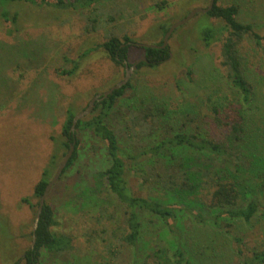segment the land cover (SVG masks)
I'll use <instances>...</instances> for the list:
<instances>
[{
	"label": "rangeland",
	"instance_id": "rangeland-1",
	"mask_svg": "<svg viewBox=\"0 0 264 264\" xmlns=\"http://www.w3.org/2000/svg\"><path fill=\"white\" fill-rule=\"evenodd\" d=\"M209 2L104 0L96 6V11H57L19 2L0 5V221H8L10 226V233L0 229V264H24L23 254L32 245L36 212L21 200L33 195L52 154L54 139L61 135L66 110L69 107L82 110L95 96L108 91L125 77L126 69L116 66L101 49L90 53L73 77L57 74V69L66 67L64 58L76 59L113 36L122 41L128 37L132 46L128 62L134 65L143 58V52L136 44L158 45L165 37L161 25L171 27L195 8L208 7ZM232 4L239 7L241 22L254 24L264 34V0H219L217 3L223 7ZM3 8L10 16H19L12 34L3 25ZM94 18H97L95 30L90 28ZM104 18L108 22H102ZM206 22L205 15L198 14L174 31L169 40L173 52L170 61L157 68L132 72L129 80L135 90H129L125 95L128 100L114 110L113 122L115 128L121 129L120 138L130 145V153H135V147L126 135L125 114L129 110L127 106L135 104L137 99H146L167 109V113L175 111V114L180 113L181 108L184 111L186 106H194L193 109L197 106L206 112L211 103L223 102L222 105L227 106L238 100L220 66L222 43L206 48L199 40V29ZM243 52L249 62L247 74L257 102L252 111L257 113V121L264 116V52L257 50L250 40L243 44ZM181 122L173 121L172 126L179 129ZM255 127L257 125L251 124V128ZM80 152V159L72 172L63 176L50 195L59 226L76 237L74 246L77 250L72 256L58 259L44 256L42 264H133L138 257L142 261L150 253L142 243L137 249L121 248L118 258L109 255L104 244L107 237L101 230L113 231L121 226L122 209L114 197L104 193L97 195L96 199L91 196L93 175L108 164L102 150L93 151L92 141H89L84 142ZM132 167L133 164L131 170ZM130 178L134 189L139 191L140 184L134 170L130 172ZM209 195L204 192L199 201L205 199L208 203ZM102 208L107 214L114 215L113 221L106 218L100 224L95 220L92 222L90 217H97ZM215 214L203 212L207 223L197 224L190 214L183 213L184 229L180 239L187 243L190 256L197 257V261L202 258H198V252L191 247L194 244L204 246L206 241L208 245L215 244V241V246L224 253L221 264H237L236 245L227 235L214 231L210 218L219 216ZM255 223L253 229L247 224H239V229L248 234V247L264 244V200ZM158 233L153 228L147 236L154 243ZM171 240L169 236L161 238L160 245L167 248ZM199 252L205 254L204 249ZM205 264L217 263L209 258Z\"/></svg>",
	"mask_w": 264,
	"mask_h": 264
},
{
	"label": "trees",
	"instance_id": "trees-1",
	"mask_svg": "<svg viewBox=\"0 0 264 264\" xmlns=\"http://www.w3.org/2000/svg\"><path fill=\"white\" fill-rule=\"evenodd\" d=\"M103 1L0 0V5L19 2L47 6L57 11H96V6ZM218 1L216 0L212 11L203 14L207 22L199 29L198 36L206 48L214 43H222L220 66L224 69L228 84L236 91L237 103L235 101L227 106H223V102L218 105L211 103V108L206 112L202 108L197 109V106L195 109L194 106H186L184 111L183 108L180 109L181 114H175V111L167 113V109L146 99H137L135 104L127 106L129 110L125 114L126 135L130 144L135 147V153H130V145L119 136L121 129L113 125L116 115L114 110L121 102L128 100L125 95L129 90H135L130 80L120 90L117 89L103 101L97 102L92 113L77 123L75 131L72 130L74 118L88 106L80 111L69 107L65 112L61 135L54 139L52 154L34 187L33 195L23 198L22 204L28 205L37 213L40 199L71 145L75 144L73 156L51 192L61 183L63 176L74 169L84 142L92 141L93 151L102 150L108 164L105 169L93 175L91 196L96 199L97 195L104 193L114 197L122 209L121 226L113 231L105 228L101 230L107 237L104 244L113 258H118L121 248L137 249L142 243L150 253L142 261L139 257L136 258L133 264H205L209 258L211 262L221 264L224 253L215 246V241V244L208 245L206 241L204 246L194 244L191 247L198 252V258H202L198 262L197 257L190 256L187 243L181 240L183 213L190 214L197 224H205L208 219L204 218L203 212L211 211L212 214L219 215L210 218L214 231L227 235L236 245V255L239 258L237 264H264V244L248 247V234L239 229V224H247L252 229L255 227V219L264 200V116L261 115L256 121L257 113L252 111L257 102L253 85L248 79L249 62L243 52V44L247 40L257 50L264 52V34L254 24L239 20L237 5L223 7L217 5ZM2 17L3 25L12 34L19 16H10L3 8ZM92 20L90 28L95 30L97 18ZM212 20L220 24L217 25ZM106 21L104 18L102 22ZM160 29L165 36L170 27L161 25ZM163 41L156 46L163 45ZM130 43L131 39L128 37L124 41L115 36L110 37L76 59L65 57L66 67L57 69V74L75 76L84 59L97 49H101L116 66L125 68L127 62L132 67L128 62L132 47ZM138 49L148 61L140 63L138 70L157 68L170 61L173 55L169 46ZM192 51L196 52L195 49ZM161 118L170 120L163 122ZM173 121H182L179 129L172 126ZM251 124L257 127L251 128ZM131 164L139 180V191L132 186ZM51 192L37 223L35 247L23 254L24 264H42L44 256L58 259L72 256L77 250L74 246L76 237L59 226L50 202ZM204 192L210 194L208 203L205 199L199 201ZM243 202L247 204L241 206ZM223 209L228 210L222 211ZM106 218L113 221L115 217L102 208L99 215L90 217V220L100 224ZM7 222L0 221V229L10 233ZM153 228L159 232L154 243L147 236V232H151ZM167 236L172 240L165 248L160 245V240ZM31 237L33 238V231ZM199 249H204L205 254H201ZM205 255L206 258L203 259Z\"/></svg>",
	"mask_w": 264,
	"mask_h": 264
},
{
	"label": "water",
	"instance_id": "water-1",
	"mask_svg": "<svg viewBox=\"0 0 264 264\" xmlns=\"http://www.w3.org/2000/svg\"><path fill=\"white\" fill-rule=\"evenodd\" d=\"M216 3V0H210L208 7L201 9V8H195V10H193L186 18H184L183 20L173 24L170 29L168 30V32L166 33L165 37H164V41H163V45L161 46H156V45H146V44H136L138 47H145V48H166L169 46V40L170 37L172 36V34L174 33V31L184 25H186L187 23H189L194 17H196V15L198 14H207L210 11H212L214 5ZM142 62H148L146 58H142L139 61H137V63H135L132 67L128 66V63L125 62V77L122 79L121 82H117V84L115 86H113L112 88H110L108 91L102 93V94H98L97 96H95L89 103L88 107L80 112L79 114L76 115V117L74 118V122H73V131H75V127L77 125V123L81 120H83L85 117H87L88 115H90L92 113V111L94 110L96 103L97 102H101L103 101L105 98H107L108 96H110L111 94H113L115 91L120 90L122 87H124L128 82H129V78H131V74L133 71H135L138 67V65ZM75 150V144H72L70 147V150H68L66 156L64 157V159L62 160V162L60 163L58 169L55 172V175L53 177V179L50 181V183L48 184V186L46 187L45 193L42 196V198L40 199V203H39V208L37 210L36 213V217L34 220V225H33V238H32V245L30 247V249H34L35 247V243H36V230H37V223H39L40 217H41V213L43 211V207L45 205V202L52 190V188L56 185V183L60 180L69 160L72 158L73 156V151Z\"/></svg>",
	"mask_w": 264,
	"mask_h": 264
}]
</instances>
